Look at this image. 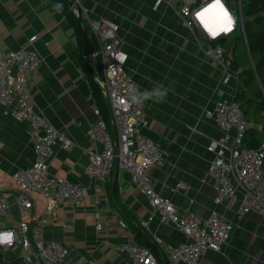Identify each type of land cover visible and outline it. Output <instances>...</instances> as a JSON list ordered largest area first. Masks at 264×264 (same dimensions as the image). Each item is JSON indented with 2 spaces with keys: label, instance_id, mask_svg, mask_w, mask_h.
Returning a JSON list of instances; mask_svg holds the SVG:
<instances>
[{
  "label": "crops",
  "instance_id": "crops-1",
  "mask_svg": "<svg viewBox=\"0 0 264 264\" xmlns=\"http://www.w3.org/2000/svg\"><path fill=\"white\" fill-rule=\"evenodd\" d=\"M80 2L82 25L91 40L89 18L104 17L118 25L117 33L128 54L127 69L143 100L147 119L143 132L165 152L164 161L150 169L155 189L169 197L181 214L191 210L208 216L217 211L233 224L222 249L206 250L199 264H264V215L250 212L239 217L237 203H215L217 191L207 172L214 157L207 146L222 132L206 111L220 98L219 89L223 97L235 98L238 88L246 87L240 73L247 66L231 65L226 72L231 76L225 82L224 68L207 55L197 33L190 30L185 16L174 5L163 3L155 8L154 0ZM77 28L51 0H0L1 49L17 50L27 44L30 36L39 35L34 45L42 62L33 80L32 102L73 142L68 148L55 144L51 170L89 187L84 202L73 213L66 201H59V206L48 212L40 192L33 193L31 212L21 209L11 175L34 160L33 140L29 123L17 121L7 107L0 105V191L9 202V213L0 216V230L27 221L33 242L37 238L63 242L70 253L56 264H87L90 259L101 264H138L127 252L117 249L129 240L148 245L160 264H171L169 249L188 238L174 225L162 222L130 173L114 167L110 177L102 181L84 172L86 149L101 145L90 134L98 118V106L80 61L84 44L81 47ZM240 36L231 38L228 47L241 60ZM91 63L100 78L101 60L91 58ZM164 90L167 95L157 102L155 92ZM249 109L246 118L251 129L244 141L258 146L264 139L260 129L264 117L258 114L261 117L257 119L255 105ZM71 164L74 169L69 171ZM180 181L188 187L179 188ZM120 218L127 227L120 225ZM41 219H45L43 225ZM99 221L101 229H97ZM156 236L164 245L155 241ZM22 252L23 249H2L0 264H24Z\"/></svg>",
  "mask_w": 264,
  "mask_h": 264
},
{
  "label": "built area",
  "instance_id": "built-area-1",
  "mask_svg": "<svg viewBox=\"0 0 264 264\" xmlns=\"http://www.w3.org/2000/svg\"><path fill=\"white\" fill-rule=\"evenodd\" d=\"M70 7L78 17H83L80 0H69ZM244 2L247 0H154L157 8L163 3L174 5L185 16L187 26L197 33L207 55L225 70L226 82L231 76L233 54L228 47L229 40L241 34L248 48L244 27ZM213 5L216 16L222 18L219 28L213 29L208 19ZM211 17V16H210ZM96 49L92 59H100L103 74L100 77L105 97L110 108V122L98 115L90 134L101 148H87L84 172L102 181L107 180L114 167L130 173L133 182L142 194L147 196L151 206L160 214L162 222L172 224L183 231L187 240L169 249L171 264H199L206 250L219 251L230 238L233 224L217 211L201 216L195 211L179 213L173 201L159 193L153 186L150 169L164 161L165 152L143 128L147 125L143 100L137 93L136 83L127 69L128 54L123 49L118 35V25L104 17L89 18ZM38 34L28 38L27 44L17 50L4 51L0 47V105L7 107L17 121L28 122L33 140L34 160L30 165L12 173L17 193V203L21 209L31 212L33 193L40 192L47 201V211L52 212L59 201H66L69 211L75 212L84 202L89 187L68 176H59L51 170L50 161L54 156V146L63 148L72 145V139L42 114L32 102L33 80L41 65L42 58L34 45ZM225 37V41L221 39ZM220 98L206 115L215 119L221 135L211 139L207 149L214 154L208 167V174L214 182L217 195L215 203L224 200L237 203V214L243 217L250 212L264 215V139L258 146L247 145L246 132L250 127L241 104L234 98ZM264 133V120L260 126ZM74 169L71 164L69 171ZM178 187L188 185L180 181ZM9 213V202L0 191V216ZM96 215L100 217V213ZM41 225L45 219L40 220ZM122 227H127L120 218ZM146 224V222H144ZM102 222L97 223L101 229ZM29 222L21 221L12 228L0 230V251L5 248L23 249L24 264H56L64 260L70 249L63 242L37 238L32 241ZM161 246L164 242L155 237ZM127 252L138 264H160L152 249L133 240L117 246ZM87 264H101L90 259Z\"/></svg>",
  "mask_w": 264,
  "mask_h": 264
},
{
  "label": "trees",
  "instance_id": "trees-1",
  "mask_svg": "<svg viewBox=\"0 0 264 264\" xmlns=\"http://www.w3.org/2000/svg\"><path fill=\"white\" fill-rule=\"evenodd\" d=\"M51 1L77 28L78 16L71 9L70 1ZM243 16L248 48L243 36H240L239 39L242 43L243 59L240 60L238 56H233L232 67L237 68L239 65L247 66L244 67L240 73L246 87L241 85L234 99L241 104L246 114L245 116L250 113L249 107L255 105V114H257L258 119L261 117L258 116V114L264 117V0H247ZM77 32L79 34L81 47H83V39L78 28ZM92 43L94 49H96L94 37H92ZM80 61L92 85L93 94L101 115L107 122H110V108L100 84L98 71H96L92 65L91 59L86 57L82 52L80 54ZM97 65L99 68V63ZM254 102H256V104H253ZM250 129L251 128H248L247 132H249ZM246 140L248 141V138H246ZM253 144L257 145L255 142Z\"/></svg>",
  "mask_w": 264,
  "mask_h": 264
},
{
  "label": "water",
  "instance_id": "water-1",
  "mask_svg": "<svg viewBox=\"0 0 264 264\" xmlns=\"http://www.w3.org/2000/svg\"><path fill=\"white\" fill-rule=\"evenodd\" d=\"M77 24H78L79 30L81 31L83 40H84V51H83V53L85 56H89L94 51V46H93L91 37H90L88 31L83 27L81 17H78ZM221 41H225V37H223L221 39Z\"/></svg>",
  "mask_w": 264,
  "mask_h": 264
},
{
  "label": "bare ground",
  "instance_id": "bare-ground-1",
  "mask_svg": "<svg viewBox=\"0 0 264 264\" xmlns=\"http://www.w3.org/2000/svg\"><path fill=\"white\" fill-rule=\"evenodd\" d=\"M209 15L211 16H208V19H210V23H216L217 25L216 26H214V25H211L212 26V28L213 29H217V28H219V26H220V22H221V20H222V18L221 17H219V16H216V13H215V11L213 10V5L210 7V9H209Z\"/></svg>",
  "mask_w": 264,
  "mask_h": 264
},
{
  "label": "clouds",
  "instance_id": "clouds-1",
  "mask_svg": "<svg viewBox=\"0 0 264 264\" xmlns=\"http://www.w3.org/2000/svg\"><path fill=\"white\" fill-rule=\"evenodd\" d=\"M155 95L158 97V99L156 100L157 102H162L165 98V96L167 95V91H156ZM150 98V97H149Z\"/></svg>",
  "mask_w": 264,
  "mask_h": 264
},
{
  "label": "rangeland",
  "instance_id": "rangeland-1",
  "mask_svg": "<svg viewBox=\"0 0 264 264\" xmlns=\"http://www.w3.org/2000/svg\"><path fill=\"white\" fill-rule=\"evenodd\" d=\"M246 6V2H244V7Z\"/></svg>",
  "mask_w": 264,
  "mask_h": 264
},
{
  "label": "snow or ice",
  "instance_id": "snow-or-ice-1",
  "mask_svg": "<svg viewBox=\"0 0 264 264\" xmlns=\"http://www.w3.org/2000/svg\"><path fill=\"white\" fill-rule=\"evenodd\" d=\"M219 2V0H217V3Z\"/></svg>",
  "mask_w": 264,
  "mask_h": 264
}]
</instances>
